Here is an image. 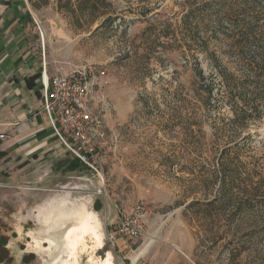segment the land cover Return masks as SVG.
<instances>
[{"label": "rangeland", "instance_id": "1", "mask_svg": "<svg viewBox=\"0 0 264 264\" xmlns=\"http://www.w3.org/2000/svg\"><path fill=\"white\" fill-rule=\"evenodd\" d=\"M203 1L113 0L109 8L117 18L97 31L99 20L78 26L57 0L24 1L36 31L32 46L49 76L83 65L108 75L89 103L103 179L81 164L72 169L74 160L63 149L35 167L50 169L53 189H32L25 186L32 180L17 182L10 174L27 161L0 157V264L42 263L27 247L28 231L38 227L31 212L45 198L70 190L99 215L114 264H264V107L247 123L233 122L208 56L215 52L235 81L253 76L230 51L232 28L224 22L219 27L220 5L236 9L241 0H207V7ZM256 1L261 12L263 1ZM245 10L238 9L240 18L264 33L263 16L253 22L254 11ZM199 66L213 83L209 99L191 84ZM224 172L232 195L223 201L218 191ZM194 199L200 206H185ZM137 201L149 209L144 236L111 243L114 205Z\"/></svg>", "mask_w": 264, "mask_h": 264}, {"label": "crops", "instance_id": "2", "mask_svg": "<svg viewBox=\"0 0 264 264\" xmlns=\"http://www.w3.org/2000/svg\"><path fill=\"white\" fill-rule=\"evenodd\" d=\"M24 1L0 0V133L6 135L0 139V157L27 161L10 172L16 181L32 180L25 186L52 190L50 169L37 171L35 167L40 158L57 156L64 150L38 111L41 62L32 46L36 31ZM47 199L36 204L37 209ZM37 209L31 212L33 218Z\"/></svg>", "mask_w": 264, "mask_h": 264}, {"label": "built area", "instance_id": "3", "mask_svg": "<svg viewBox=\"0 0 264 264\" xmlns=\"http://www.w3.org/2000/svg\"><path fill=\"white\" fill-rule=\"evenodd\" d=\"M39 82L38 111L45 117L58 143L83 166L92 169L101 181L103 168L93 133L96 122L89 103L94 92L108 84V75L102 69L83 65L64 73L54 71L49 76L46 61L41 60ZM5 138V133H0V139ZM148 210L142 201L131 206L115 204V218L110 222L113 228L110 242L116 243L118 239L133 242L142 238L147 229Z\"/></svg>", "mask_w": 264, "mask_h": 264}, {"label": "trees", "instance_id": "4", "mask_svg": "<svg viewBox=\"0 0 264 264\" xmlns=\"http://www.w3.org/2000/svg\"><path fill=\"white\" fill-rule=\"evenodd\" d=\"M31 1V0H30ZM46 3L48 0H43ZM142 0H139L141 2ZM262 6H260L261 12L257 7L256 0H241V5L239 8H233L232 6H221L223 8L224 17L223 20L220 16L217 17V23L222 27V23H227L231 28V40H233L232 45H230V51L236 53L240 60L246 61V65L249 70H253L254 74L250 78L248 76L243 79L236 78L231 72H228L224 67L219 64V56L215 52H209L211 66L217 71L220 78V85H223L224 94L226 97V103L229 104V109L232 113L231 120L237 122L242 120V123H247L248 119L253 116H259L261 107H264V33L258 32L259 28L255 24L248 23L244 18H240V14H237L238 9L240 12H245V6H249L250 9L254 11V14L250 17L253 22L260 19L261 16L264 18V0H262ZM190 2V1H189ZM222 4V2H219ZM58 8L62 11L69 12L75 17V24L80 26L82 22H86L87 25H92L99 20V23L94 28V31L100 30L102 28L111 27L112 23L117 18L115 13H112V9L109 7L113 5V0H57ZM205 7L210 5V2L204 0L201 3ZM223 5V4H222ZM202 7H196L199 9ZM193 8H188L185 16L188 18L190 13H192ZM241 13V14H243ZM149 14V11H142L141 15L145 16ZM123 17H120L122 19ZM251 22V21H250ZM188 24V22H187ZM255 46L249 53L250 45ZM195 76L191 84L197 88V92L205 96V99H209L214 93V87L212 81L208 78L206 72H203V68L199 66L196 70ZM242 80V81H241ZM251 88V93H246L247 86ZM248 94V95H247ZM254 111V112H253ZM255 113V115L252 114ZM74 160L70 167L74 169L78 164H81L78 158L72 157ZM82 165V164H81ZM230 174L225 173L222 176L224 179L222 186H220L218 194L221 195V199L228 200L231 194V185H226L227 179ZM226 179V180H225ZM216 197L210 198L205 202L204 206H209L214 202ZM201 201L199 199H194V201L188 202L186 207H194V205L200 206ZM185 203V202H184ZM236 211H240L239 207L234 208ZM209 215V212L208 214ZM244 234L249 235L250 233L245 232Z\"/></svg>", "mask_w": 264, "mask_h": 264}, {"label": "bare ground", "instance_id": "5", "mask_svg": "<svg viewBox=\"0 0 264 264\" xmlns=\"http://www.w3.org/2000/svg\"><path fill=\"white\" fill-rule=\"evenodd\" d=\"M68 221L71 223L65 225ZM100 225L96 214L87 208L85 202L60 200L44 210L39 229L28 231L31 240H27V247L39 257L45 255L49 258V261L43 264H52L64 252L72 253L87 235L96 243L102 244L103 231ZM57 227L63 229L60 228V232L53 233ZM106 260L110 264L109 254Z\"/></svg>", "mask_w": 264, "mask_h": 264}, {"label": "water", "instance_id": "6", "mask_svg": "<svg viewBox=\"0 0 264 264\" xmlns=\"http://www.w3.org/2000/svg\"><path fill=\"white\" fill-rule=\"evenodd\" d=\"M77 189L80 190L79 187ZM73 191L74 190L65 191L64 195L55 196V198L49 197L47 199V202L40 205V207L37 209L36 214L34 215L35 216L34 220L37 222V226H38L37 228H35L36 230L41 227L40 218L42 217V213L44 212V210H46V208H48L49 205H53L55 204V202H58L60 200L69 201V202L70 200L75 201V202L83 201L85 202L87 208L90 211H92L94 214H96L90 207H88V203L83 198L77 195L80 192L79 191L73 192ZM72 193H77V194L73 195ZM96 215L99 218V215L98 214ZM70 223L71 222L68 221L65 225H68ZM100 223H101V220H100ZM60 228L61 227H57L56 231H53V233L60 232L61 231ZM100 228L102 229V225H100ZM61 229H63V227ZM104 243H105L104 242V231H103L102 244L96 243L94 239H92L90 236L87 235L84 237L83 240H81L77 244L76 248L72 251V253L70 251L64 252L60 256V258L58 257L54 263L52 262V264H108L106 260L108 257V254H109V260H111L110 264H114L113 262L114 260L112 259V253L110 249L108 248V246L105 245ZM37 257L39 256L37 255ZM43 257H45L44 258L45 260L43 259ZM43 257H40V259H42L41 264L45 263L47 260L49 261V258L47 256L44 255Z\"/></svg>", "mask_w": 264, "mask_h": 264}]
</instances>
